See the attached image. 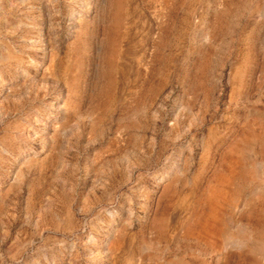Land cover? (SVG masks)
Listing matches in <instances>:
<instances>
[{
    "label": "rangeland",
    "instance_id": "374dc122",
    "mask_svg": "<svg viewBox=\"0 0 264 264\" xmlns=\"http://www.w3.org/2000/svg\"><path fill=\"white\" fill-rule=\"evenodd\" d=\"M0 264H264V0H0Z\"/></svg>",
    "mask_w": 264,
    "mask_h": 264
}]
</instances>
